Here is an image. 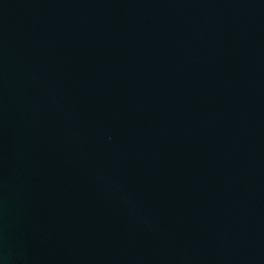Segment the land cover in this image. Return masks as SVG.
Returning <instances> with one entry per match:
<instances>
[{"label": "water", "instance_id": "obj_1", "mask_svg": "<svg viewBox=\"0 0 264 264\" xmlns=\"http://www.w3.org/2000/svg\"><path fill=\"white\" fill-rule=\"evenodd\" d=\"M0 264H264V0H0Z\"/></svg>", "mask_w": 264, "mask_h": 264}]
</instances>
